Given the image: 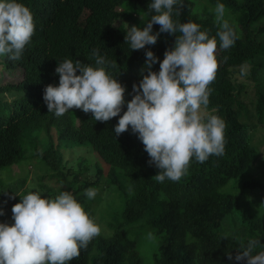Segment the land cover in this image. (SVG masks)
Listing matches in <instances>:
<instances>
[{
	"label": "trees",
	"instance_id": "1",
	"mask_svg": "<svg viewBox=\"0 0 264 264\" xmlns=\"http://www.w3.org/2000/svg\"><path fill=\"white\" fill-rule=\"evenodd\" d=\"M198 1L178 0L173 20L195 22L210 38L217 39L219 68L214 82L209 85L211 92L206 111L225 122V151L221 156H210L204 163L193 158L179 181L166 178L160 183L154 179L160 169L149 164L150 157L138 134L129 126L128 131L116 136L114 129L119 116L99 122L92 113L73 109L58 117L48 112L43 99L47 85H59V74L55 72L58 62L73 59L96 66L95 49L117 65L109 71L110 74L119 71L115 78L126 88V103L120 113L123 115L127 101L134 95L133 84H139L143 78L141 69L147 74L146 52L150 49L158 58L152 65V71L158 73L165 51L174 47L176 39V34L160 33L154 45L131 50L130 44L125 42L128 32L125 26L113 25L117 19L126 18L127 11L133 12L132 19L135 12L140 11L145 15L138 26L142 29L154 14L148 8L151 0H19L31 10L35 32L20 60L11 61L3 56L0 61L2 70L18 68L22 72L18 82L0 85V97L13 95L0 104V171L19 164L27 135L40 133L50 141L46 147L34 150L33 155L44 163V175L39 179L55 178L63 184L46 188L40 183L47 197L55 198L61 191H71L79 203L85 204V190L97 186L102 177L115 194L121 195L119 206L107 204L111 211L105 224L97 223L102 227L100 234L68 264H142L136 233L157 236L158 245L152 252L151 264H246L234 257L238 247L246 246L250 239L261 241L253 254L264 251V215L241 207L226 187L259 157L248 144V126L239 118L244 107L239 96L246 84L238 82L235 73L246 66L248 79L255 86L259 84L256 75L263 64L255 60L264 54V0H208L224 4L225 12L233 15L230 25L238 39L227 50L219 48L214 12L206 7L198 11ZM177 8H180L179 15ZM159 28L154 24L153 33L159 32ZM254 99L255 112L261 121L264 93H256ZM52 129L56 142L50 137ZM83 145H89L109 168L103 173L96 167L93 180L75 185L79 182V173L68 167L62 148ZM24 182V177L15 178L7 186L0 181L3 218H13L8 211L12 212L13 205L20 202L19 195H25L26 189L21 190ZM241 185L264 193V183L254 177L243 179ZM14 192L19 195L9 198ZM85 211L93 217L94 210L86 206ZM231 216L236 226L234 233L226 222ZM131 231L136 232L129 235ZM226 234L228 238H223ZM229 252L232 260L228 259Z\"/></svg>",
	"mask_w": 264,
	"mask_h": 264
},
{
	"label": "clouds",
	"instance_id": "2",
	"mask_svg": "<svg viewBox=\"0 0 264 264\" xmlns=\"http://www.w3.org/2000/svg\"><path fill=\"white\" fill-rule=\"evenodd\" d=\"M177 3L178 0H151L148 8L154 14L146 26L141 29L133 25L125 35L131 50L154 45L160 33L176 34V39L174 47L165 51L158 73L152 71L158 58L150 49L146 52L147 74L142 68L143 78L133 84L134 95L127 101L123 115L120 113L126 103V88L115 78L119 71H109L117 65L95 49L96 66L73 59L58 62L55 72L59 74V85L49 84L43 93L48 112L58 117L73 109L90 112L99 122L119 116L116 136L128 131L129 126L138 134L150 157L149 164L160 169L154 176L160 183L166 178L179 181L193 158L204 163L225 151V122L206 111L209 85L219 68L217 39L210 38L207 31L190 20L174 22ZM214 11L219 48L227 50L238 36L225 19V5L218 3ZM176 14H180V8ZM154 24L160 26L157 33L152 31ZM34 32V17L28 7L19 0H0V56L20 60ZM240 72L246 75L247 67L241 66ZM15 195L19 194L14 192L9 198ZM85 195L95 199L97 190L88 188ZM19 196L20 202L12 207L14 223H0V264H68L101 232L69 191H61L55 198L42 197L37 191ZM260 244L259 239H250L246 246L238 247L234 259L264 264V251L253 254ZM228 259H233L230 252Z\"/></svg>",
	"mask_w": 264,
	"mask_h": 264
},
{
	"label": "rangeland",
	"instance_id": "3",
	"mask_svg": "<svg viewBox=\"0 0 264 264\" xmlns=\"http://www.w3.org/2000/svg\"><path fill=\"white\" fill-rule=\"evenodd\" d=\"M216 5V3L209 2L208 0H199L197 2V10L199 11L201 7H206L215 14L214 10ZM132 14L133 12L127 11L126 18L117 19L113 22V25L115 27L125 26L127 31H129L131 26H139L145 20L144 13L140 11L135 12L133 19ZM225 19H227L230 23L233 19V15L225 12ZM2 59L3 56H0V61ZM255 61L263 64L256 75V79L259 80V84L257 86H255L256 84H254L252 80H249L246 75L242 76L239 71L235 73V77L239 79L238 82L246 84V87L243 89L239 96V99L244 102V107L240 110L239 118L248 126V144L251 148L259 153V157L248 167V169L241 176H239L235 181H231L226 187L233 195H235L241 207L249 211L258 213L259 215H264V193L258 190L243 188L241 185L243 179H246L248 177H254L260 182L264 183V117L261 121H259L254 107V98L256 97V93H264V54L261 55L260 58H257ZM21 77V69L15 68L12 70H2L0 68L1 86L8 83H16L21 80ZM5 97L6 98L0 97V104H2L4 100L12 99L13 95L6 94ZM50 137L54 142H56L54 129L50 131ZM25 140L26 144H24L21 149L23 159L19 164H15L9 169L4 168L3 170H1L0 181L2 185L7 186V184L15 178L24 177L25 182L23 183L21 190L26 189L25 195L31 191H37L41 193L42 197H47L45 189L42 190L39 187L40 183L44 184L46 188L58 187L62 186L63 184L61 182H58L55 178H44L40 180L39 176L44 175L42 172L44 170V163L39 160L38 156H34L33 154L36 148L39 147L42 149L43 147H46V144L50 141V138L44 136V134L30 133L29 135H27V138ZM62 152L64 153V159L69 161L68 167L71 168L72 171L76 172V174L79 173V182H77L75 185L80 184L84 180H93L95 177L94 175L96 167H100L103 173H106L109 168V166L91 149L89 145L62 148ZM94 188L97 190L95 199L89 200L86 197V203L81 204L84 209L87 206L88 208L94 210L92 218L96 223L101 222V225H103L108 220L107 216L111 211V206L107 204L119 206L121 204V195H119L118 192L117 194H115L113 189L110 188L107 182L104 181V177L100 179V182ZM8 212L10 213V215L12 214L10 209ZM4 214L5 212L3 211L2 215L4 216ZM2 215L0 214V223H14V221H11L13 219L12 217L6 218L5 216L3 218ZM226 222L229 229L232 231V233H234L236 230V226L233 223L232 216ZM99 227L102 229L101 226ZM134 232L136 231L129 232V235L135 234ZM134 237L138 239L140 245L139 253L142 258V264H151L152 252L155 251L158 245L157 236L152 234L142 235L136 233Z\"/></svg>",
	"mask_w": 264,
	"mask_h": 264
}]
</instances>
